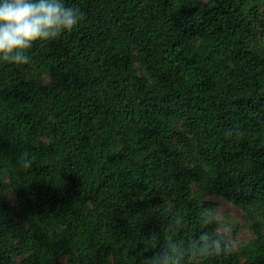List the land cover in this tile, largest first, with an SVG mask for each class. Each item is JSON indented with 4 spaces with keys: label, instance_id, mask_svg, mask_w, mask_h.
<instances>
[{
    "label": "trees",
    "instance_id": "obj_1",
    "mask_svg": "<svg viewBox=\"0 0 264 264\" xmlns=\"http://www.w3.org/2000/svg\"><path fill=\"white\" fill-rule=\"evenodd\" d=\"M64 3L75 29L0 61V264H142L220 231L211 196L257 232L199 264H264L263 0Z\"/></svg>",
    "mask_w": 264,
    "mask_h": 264
},
{
    "label": "clouds",
    "instance_id": "obj_2",
    "mask_svg": "<svg viewBox=\"0 0 264 264\" xmlns=\"http://www.w3.org/2000/svg\"><path fill=\"white\" fill-rule=\"evenodd\" d=\"M84 19V13L64 0H0V61L16 65L31 63L28 55L38 41H51L65 32H71ZM33 161L24 154L18 159L19 168L27 170ZM204 227L214 221L217 227H225L224 215L214 208H205L200 214ZM183 217L176 216L175 223L181 226ZM145 251L155 249L142 264H199L209 255H230L237 251L236 242L228 231L202 232L184 247L179 241L166 240L162 245L145 242Z\"/></svg>",
    "mask_w": 264,
    "mask_h": 264
},
{
    "label": "rangeland",
    "instance_id": "obj_3",
    "mask_svg": "<svg viewBox=\"0 0 264 264\" xmlns=\"http://www.w3.org/2000/svg\"><path fill=\"white\" fill-rule=\"evenodd\" d=\"M264 11V0L261 5ZM45 83H49L51 78L47 74L41 76ZM211 199L217 202V210L220 211L225 217V227H219L220 231H228L230 237L236 242L237 247L247 243L256 236V227L250 222V213L238 207L229 200L223 197L211 196ZM14 204H18L16 199H13ZM264 218L260 215L256 217V221L260 224ZM52 264H70L67 257H63L54 261Z\"/></svg>",
    "mask_w": 264,
    "mask_h": 264
}]
</instances>
